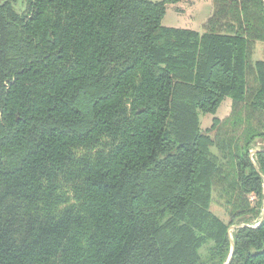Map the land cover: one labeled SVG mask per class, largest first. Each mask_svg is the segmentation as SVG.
I'll list each match as a JSON object with an SVG mask.
<instances>
[{
    "label": "trees",
    "instance_id": "obj_1",
    "mask_svg": "<svg viewBox=\"0 0 264 264\" xmlns=\"http://www.w3.org/2000/svg\"><path fill=\"white\" fill-rule=\"evenodd\" d=\"M20 1L0 5V264H264V1L216 8L203 35L162 26L181 0ZM112 135L81 212H57L46 166Z\"/></svg>",
    "mask_w": 264,
    "mask_h": 264
},
{
    "label": "rangeland",
    "instance_id": "obj_2",
    "mask_svg": "<svg viewBox=\"0 0 264 264\" xmlns=\"http://www.w3.org/2000/svg\"><path fill=\"white\" fill-rule=\"evenodd\" d=\"M3 4L10 5L17 13H21L24 10L23 2L20 0H0V5ZM232 4L231 0H229L228 5L225 6L216 0H182L181 2L175 4L166 5L164 17L162 19V26L168 31H195L200 35H203L207 26V21L215 12L216 8L225 10ZM233 13L234 12L228 13V17L231 18ZM44 18L50 21L55 19L59 22L61 21L63 24H66L68 20H72V13L67 12L64 9L59 10L53 6H49L45 8ZM64 28L73 35H76V28H68L66 25ZM262 48L263 45L260 43L253 44L250 56V60L252 62L258 60L264 61V48ZM72 63L73 61L71 58H69L66 62L67 66ZM248 85L254 87V80H249ZM125 92H129V89ZM128 96L129 94L125 95V103L129 101ZM123 108L128 110V105L126 104ZM239 111L241 112L239 116H237V114H233L232 102L229 99H226L220 105L215 115V117L222 123L220 129L223 128L222 130H227V132L233 135L235 139L242 132V128H240L241 124L233 123L237 121L238 118L242 117V111ZM211 120L212 116H199L200 130L202 132L210 128ZM215 134V132H210L208 135L213 139ZM114 142L115 138L112 135L106 136L99 144L92 147H73L67 152L62 162L46 166L47 169H50L49 173L52 180L55 182L54 184L57 188L58 194H60L58 196L65 199L64 203L57 207V212L65 214H75L77 212H81V206L85 202L83 197L85 172L89 167L98 164L108 154L109 148L113 146ZM253 149H264V140H256L253 143ZM258 204H256L259 209L257 212L255 211L252 215H246L240 218L237 221V224H257V221L261 220V214L263 212V210L261 211L263 203L260 202ZM234 229V227L229 229L230 235Z\"/></svg>",
    "mask_w": 264,
    "mask_h": 264
},
{
    "label": "built area",
    "instance_id": "obj_3",
    "mask_svg": "<svg viewBox=\"0 0 264 264\" xmlns=\"http://www.w3.org/2000/svg\"><path fill=\"white\" fill-rule=\"evenodd\" d=\"M251 200H253V198L251 197Z\"/></svg>",
    "mask_w": 264,
    "mask_h": 264
},
{
    "label": "crops",
    "instance_id": "obj_4",
    "mask_svg": "<svg viewBox=\"0 0 264 264\" xmlns=\"http://www.w3.org/2000/svg\"><path fill=\"white\" fill-rule=\"evenodd\" d=\"M181 1H182V0H181ZM181 1H180V2H181ZM263 1H264V0H263Z\"/></svg>",
    "mask_w": 264,
    "mask_h": 264
}]
</instances>
